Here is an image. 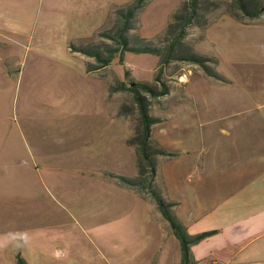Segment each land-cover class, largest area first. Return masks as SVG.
I'll return each instance as SVG.
<instances>
[{
    "label": "rangeland",
    "instance_id": "374dc122",
    "mask_svg": "<svg viewBox=\"0 0 264 264\" xmlns=\"http://www.w3.org/2000/svg\"><path fill=\"white\" fill-rule=\"evenodd\" d=\"M184 1L189 0H145L125 34L129 46L159 47L167 58L160 65L161 58L151 54L122 53L111 38L125 21L119 12L136 0H0V19L6 18L0 20V144L8 140L18 150L31 148L36 182L44 165L34 146L55 156L91 115L107 117L109 152L131 129L130 120L119 114V106L134 105L131 95L119 90L106 103L86 73L87 67L104 65L86 62L84 50L112 57L102 71L107 96L108 82L153 83L161 71L170 91L152 102L150 114L163 121L152 128L151 140L169 153L201 130L208 133L205 143L214 145L226 139L224 130L247 127L249 115L264 113V15L242 16L234 0H198L195 17L186 24ZM103 32L107 38L100 36ZM196 57L214 62L188 60ZM254 84L258 87H250ZM258 148L264 153L263 145ZM60 203L53 207L68 226L15 222L10 237L0 238V264H16L18 255L27 264H107L106 251L92 247L87 231Z\"/></svg>",
    "mask_w": 264,
    "mask_h": 264
},
{
    "label": "crops",
    "instance_id": "0c3cea01",
    "mask_svg": "<svg viewBox=\"0 0 264 264\" xmlns=\"http://www.w3.org/2000/svg\"><path fill=\"white\" fill-rule=\"evenodd\" d=\"M94 59L89 55L85 60ZM104 70L106 64L87 67L86 73L105 98ZM260 98L264 102V95ZM121 116L130 120L131 129L114 140V151L107 148V117L94 115L55 156L53 150L34 146L44 165L35 171L39 183L33 178L31 148L18 150L8 140L0 144L1 239L24 219L68 226L53 207L62 201L73 223L87 231L92 247L106 251L107 264H181L180 242L157 203L112 178H132L136 172V149L127 143L133 123ZM224 131L226 141L207 145L208 133L201 130L184 146L168 150L175 156L159 157L155 189L163 201L173 203V215L190 236L212 233L191 246L195 264H264V153L258 148L264 140H257L264 137V113L249 115L247 127ZM195 141L200 146H191Z\"/></svg>",
    "mask_w": 264,
    "mask_h": 264
},
{
    "label": "trees",
    "instance_id": "16d2710c",
    "mask_svg": "<svg viewBox=\"0 0 264 264\" xmlns=\"http://www.w3.org/2000/svg\"><path fill=\"white\" fill-rule=\"evenodd\" d=\"M145 0H136V3L133 4L125 11H120L119 15L122 16L125 21L124 24L119 27L114 33V37L118 40L119 45L122 49V53L126 51L151 54L161 58L160 65L166 63L167 58L164 56L166 54L162 53V50L159 47L153 46H142L135 47L129 46L125 34L130 30V21L132 20L135 12L138 9L142 8ZM235 7L238 9V12L242 16L248 18H255L261 15H264V3L261 4L258 0H234ZM198 0H189L183 2V8L187 11L188 16L183 19L184 23L189 24L193 21L195 14L197 12ZM176 18L180 19V16ZM208 27V25L206 26ZM102 38H107L106 33H101ZM80 51V50H75ZM85 53L89 54L91 57H94L97 61L101 62L103 65H109L112 57L103 58L99 52L84 50ZM112 52H118L117 49H114ZM188 60H193L200 64H206V62H214L213 59L209 57H196L188 58ZM123 62V59L121 60ZM126 75H128L126 73ZM126 91L132 97L133 106H119V114L128 116L133 119V134L127 141V143L136 149V172L132 178L120 177L112 175V178H115V181L127 188L136 189L140 193L148 194L158 205L162 215L169 222L174 235L180 242L182 249V262L181 264H195V261L191 259L190 248L194 244L201 242L203 239L211 236L212 233H203L196 236H190L185 227L176 219L173 215L171 208L173 203H166L159 196L158 192L155 189V177L157 173V161L158 157H169L174 156L173 153H169L155 144L151 140L152 128L160 124L163 120L156 118L150 114L152 102L154 99L167 96L170 91V87L165 83L161 78V71L155 73L154 82H130L128 84L121 82L117 85L107 83V100L112 99L113 94L116 91ZM16 264H27L26 261L20 256H17Z\"/></svg>",
    "mask_w": 264,
    "mask_h": 264
}]
</instances>
